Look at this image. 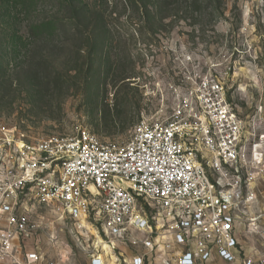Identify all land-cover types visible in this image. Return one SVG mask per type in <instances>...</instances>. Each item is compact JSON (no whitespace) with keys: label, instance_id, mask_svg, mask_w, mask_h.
Instances as JSON below:
<instances>
[{"label":"rangeland","instance_id":"rangeland-1","mask_svg":"<svg viewBox=\"0 0 264 264\" xmlns=\"http://www.w3.org/2000/svg\"><path fill=\"white\" fill-rule=\"evenodd\" d=\"M205 77L259 145L246 193L264 210V0H0V125L29 140L87 131L124 146L138 124L187 110ZM34 212L60 235L45 248L59 264H91L100 222Z\"/></svg>","mask_w":264,"mask_h":264},{"label":"built area","instance_id":"built-area-1","mask_svg":"<svg viewBox=\"0 0 264 264\" xmlns=\"http://www.w3.org/2000/svg\"><path fill=\"white\" fill-rule=\"evenodd\" d=\"M189 91L187 110L138 124L124 146L87 131L29 140L0 125V264H54L41 238L58 234L36 205L78 229L100 222L124 264H264V210L246 193L263 155L221 84L205 77Z\"/></svg>","mask_w":264,"mask_h":264},{"label":"crops","instance_id":"crops-1","mask_svg":"<svg viewBox=\"0 0 264 264\" xmlns=\"http://www.w3.org/2000/svg\"><path fill=\"white\" fill-rule=\"evenodd\" d=\"M62 223V222H61ZM60 225V224H59ZM50 227V226H49ZM49 232V231H48ZM59 234H58V239H59ZM99 237V236H98ZM98 237H97V239H98ZM42 241H43V243L47 246V243H49V241H48V238H47V236H43L42 238ZM58 242H59V240H57L56 241V243L55 244H58ZM54 243V242H53ZM99 244V243H98ZM101 246H102V244H101ZM102 248H103V246H102ZM121 250V249H120ZM46 252V255H47V259L49 260V261H52L54 264H59L58 263V261L60 260V261H62V259H63V257H64V254H63V252H56V253H54V252H49V251H45ZM102 252H103V254H104V256L102 255V254H98V253H96V254H94L93 255V257H97V256H99V257H102V258H100L101 260H102V262L104 263V264H122L123 262H124V258H122V256L120 257V254L118 253V252H114V254H109V255H106L105 254V252L102 250ZM121 252H122V254L125 256V259H126V251L124 250H121ZM65 255H69V253H67V254H65ZM114 258H115V260H114ZM123 260V261H122ZM114 262V263H113Z\"/></svg>","mask_w":264,"mask_h":264},{"label":"bare ground","instance_id":"bare-ground-1","mask_svg":"<svg viewBox=\"0 0 264 264\" xmlns=\"http://www.w3.org/2000/svg\"><path fill=\"white\" fill-rule=\"evenodd\" d=\"M257 148H259V145L257 146ZM98 243L99 244L102 243L101 242V239L99 237H98ZM102 246H103L102 250L105 252L106 255L113 254V252L111 251V249L109 248V246H107L106 244H103V243H102ZM114 260H115V258H114Z\"/></svg>","mask_w":264,"mask_h":264},{"label":"trees","instance_id":"trees-1","mask_svg":"<svg viewBox=\"0 0 264 264\" xmlns=\"http://www.w3.org/2000/svg\"><path fill=\"white\" fill-rule=\"evenodd\" d=\"M49 26L52 28V35H53V33L55 32L56 27H57V22H55L54 24L49 23Z\"/></svg>","mask_w":264,"mask_h":264}]
</instances>
